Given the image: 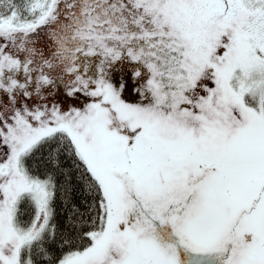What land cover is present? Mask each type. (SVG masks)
<instances>
[{
    "label": "snow or ice",
    "instance_id": "obj_1",
    "mask_svg": "<svg viewBox=\"0 0 264 264\" xmlns=\"http://www.w3.org/2000/svg\"><path fill=\"white\" fill-rule=\"evenodd\" d=\"M0 264H264V0H0Z\"/></svg>",
    "mask_w": 264,
    "mask_h": 264
},
{
    "label": "flooded vegetation",
    "instance_id": "obj_2",
    "mask_svg": "<svg viewBox=\"0 0 264 264\" xmlns=\"http://www.w3.org/2000/svg\"><path fill=\"white\" fill-rule=\"evenodd\" d=\"M132 65L133 62L130 60H119L116 62V65L114 66V68L112 69V71L114 72V83H117L120 81L121 78H124L125 80V84L128 88H134L137 86V84L139 83V81H133L131 79V71H132ZM211 82L209 81V84ZM62 87H64L62 84H57L55 91L51 92V96L48 97L47 99H49L50 101L52 99L55 100L56 103L61 104L62 107L66 106V103H71L72 100H77L79 101V103L76 105L78 107H83V104L86 102L85 97H83L82 95H77L76 97H72L69 98L67 97V93L64 92L62 89ZM49 89H46V91H49ZM122 95H125L126 98L127 97V93H122Z\"/></svg>",
    "mask_w": 264,
    "mask_h": 264
},
{
    "label": "rangeland",
    "instance_id": "obj_3",
    "mask_svg": "<svg viewBox=\"0 0 264 264\" xmlns=\"http://www.w3.org/2000/svg\"><path fill=\"white\" fill-rule=\"evenodd\" d=\"M61 90H63V87H62V89Z\"/></svg>",
    "mask_w": 264,
    "mask_h": 264
}]
</instances>
